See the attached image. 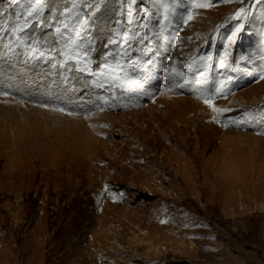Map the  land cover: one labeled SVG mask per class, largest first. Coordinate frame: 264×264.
Returning a JSON list of instances; mask_svg holds the SVG:
<instances>
[{"label":"rangeland","instance_id":"obj_1","mask_svg":"<svg viewBox=\"0 0 264 264\" xmlns=\"http://www.w3.org/2000/svg\"><path fill=\"white\" fill-rule=\"evenodd\" d=\"M262 76L264 0H0V264H264Z\"/></svg>","mask_w":264,"mask_h":264},{"label":"snow or ice","instance_id":"obj_2","mask_svg":"<svg viewBox=\"0 0 264 264\" xmlns=\"http://www.w3.org/2000/svg\"><path fill=\"white\" fill-rule=\"evenodd\" d=\"M42 2L43 0H35V5L36 6H40L42 5ZM224 3H229L231 2V0H223ZM92 5H89V7H91ZM213 5L210 4V3H197V4H194L193 7H198V8H208V7H212ZM96 7L98 8L99 5H96ZM189 19H191V16L188 17ZM240 29L237 28V32L239 31ZM233 35H235V33H233ZM221 67H223V62H221ZM177 75H181L180 73H176ZM261 79H264V76L261 77ZM207 103V101H206ZM209 106L211 107V104H209ZM215 110V109H214Z\"/></svg>","mask_w":264,"mask_h":264},{"label":"bare ground","instance_id":"obj_3","mask_svg":"<svg viewBox=\"0 0 264 264\" xmlns=\"http://www.w3.org/2000/svg\"><path fill=\"white\" fill-rule=\"evenodd\" d=\"M159 126H160V124H159ZM162 127V126H161ZM187 129V128H186ZM127 131V130H126ZM128 132V131H127ZM131 132V131H130ZM206 135V134H205ZM171 137V136H170ZM162 138V137H161ZM162 140V139H161ZM159 141V140H158ZM160 142H162V141H160ZM169 142V141H168ZM163 143V142H162ZM165 145V144H164ZM96 155V154H95ZM100 156V155H99ZM96 157V156H95ZM121 157V156H120ZM168 158V157H167ZM97 159V158H96ZM134 159V158H133ZM93 161H94V159H92ZM98 160V159H97ZM97 160H96V162H97ZM91 161V160H90ZM94 163V162H93ZM90 164V163H89ZM86 253V252H85ZM94 260H95V258H94ZM93 261V260H92Z\"/></svg>","mask_w":264,"mask_h":264}]
</instances>
